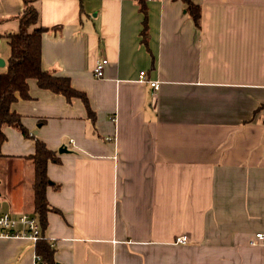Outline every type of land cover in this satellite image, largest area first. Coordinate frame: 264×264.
<instances>
[{"label":"crops","instance_id":"obj_1","mask_svg":"<svg viewBox=\"0 0 264 264\" xmlns=\"http://www.w3.org/2000/svg\"><path fill=\"white\" fill-rule=\"evenodd\" d=\"M192 1L199 24L183 0L35 1L42 67L90 108L29 79L11 105L28 135L5 126L0 212L36 215L41 139L59 158L42 229L55 264H264V0ZM25 7L0 0V74ZM36 254L35 240L0 236V264Z\"/></svg>","mask_w":264,"mask_h":264},{"label":"trees","instance_id":"obj_2","mask_svg":"<svg viewBox=\"0 0 264 264\" xmlns=\"http://www.w3.org/2000/svg\"><path fill=\"white\" fill-rule=\"evenodd\" d=\"M36 0H25L26 7L19 15L20 27L14 33H8L11 45V56L6 72L0 74V155L1 146L6 141L5 126L11 125L20 128L26 135L28 131L21 115L12 110V103L19 96L28 98L29 79L35 78L39 86L59 92L71 99L81 97L90 108L86 94L73 87L68 76L56 75L42 67V36L48 27L40 23V11L35 5ZM191 11L195 23L199 24L201 9L192 0H183ZM35 153L31 155L34 165V208L41 223L42 229L48 223L47 214L50 210H57L50 206L47 199V188L51 184L47 166L49 161H58L56 151L50 149L41 139H35ZM37 253L41 254L47 264H55L54 249L48 238L43 234L37 241Z\"/></svg>","mask_w":264,"mask_h":264},{"label":"built area","instance_id":"obj_3","mask_svg":"<svg viewBox=\"0 0 264 264\" xmlns=\"http://www.w3.org/2000/svg\"><path fill=\"white\" fill-rule=\"evenodd\" d=\"M108 63V58L98 60L94 69L95 75L103 76ZM140 79L143 82H148L155 91L159 90L161 86L158 80L148 79L145 70L141 71ZM0 236L31 238L37 242L43 237V231L39 218L35 214L22 213L13 215L10 212H0ZM256 240L264 241V232H257ZM176 242H188L187 235L177 236ZM35 264H47V261L41 254L37 253L35 255Z\"/></svg>","mask_w":264,"mask_h":264},{"label":"water","instance_id":"obj_4","mask_svg":"<svg viewBox=\"0 0 264 264\" xmlns=\"http://www.w3.org/2000/svg\"><path fill=\"white\" fill-rule=\"evenodd\" d=\"M4 64V60L2 59V58H0V65H3ZM60 151H64V147H62L61 149H60Z\"/></svg>","mask_w":264,"mask_h":264}]
</instances>
